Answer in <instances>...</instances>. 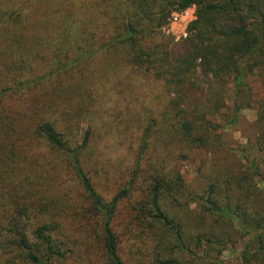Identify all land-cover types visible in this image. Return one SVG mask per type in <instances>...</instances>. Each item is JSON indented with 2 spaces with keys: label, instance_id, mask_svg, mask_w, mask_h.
<instances>
[{
  "label": "trees",
  "instance_id": "obj_1",
  "mask_svg": "<svg viewBox=\"0 0 264 264\" xmlns=\"http://www.w3.org/2000/svg\"><path fill=\"white\" fill-rule=\"evenodd\" d=\"M193 7L199 38L187 42L191 51H159L156 31ZM254 72L264 81V0H0V264H180L170 251L194 256L205 240L232 234L249 239L240 264H264L260 175L255 165L228 163L234 155L212 116L227 87L238 98ZM123 76L125 100L113 82ZM143 82L161 89L162 111L136 124L145 126L138 154L107 200L112 171L95 131L109 106L136 110ZM257 111L264 152V100ZM157 120L184 158L188 149L210 156L199 171L204 189H190L180 172L148 167ZM122 202L130 220L120 236Z\"/></svg>",
  "mask_w": 264,
  "mask_h": 264
},
{
  "label": "rangeland",
  "instance_id": "obj_2",
  "mask_svg": "<svg viewBox=\"0 0 264 264\" xmlns=\"http://www.w3.org/2000/svg\"><path fill=\"white\" fill-rule=\"evenodd\" d=\"M196 20L197 10L194 7L183 12L173 13L168 20V24L161 31H156L157 33L161 32L160 34L164 37L162 41L165 48L159 51H170L175 55L185 51L184 46L187 45L191 38H199L197 33L191 32V26ZM101 38V43L105 44L109 41L110 34L104 32ZM191 44L187 45L190 46V51ZM258 76L259 74L254 72V76L248 79L243 93L238 98L234 96L233 86L229 85L224 94V106L218 114L212 116L216 119L218 133L223 135L225 150L229 155H234V157L229 156L227 158L228 163L235 165L241 171H243L242 167L246 169L255 165L260 175L256 176L257 183L264 198V152L258 151V145H256V139L259 135L257 110L258 105L264 100V81L259 79ZM200 80L203 81L202 85L207 87L206 79L201 77ZM113 82L115 86L119 87V89H114V92L118 93L116 98L127 99L126 78L123 76ZM138 85L140 90H137L136 96L138 97L137 101L141 102L135 104L136 110L128 113V111L123 112L109 106L112 114L109 115L105 124L98 126L95 131V134H97L95 138L96 148L102 152L100 160L112 171L113 179L109 182L111 188L105 191L107 200H110L115 195L121 183L118 178L120 172H123L135 161L142 130L147 124L146 120L150 116V112L157 117L160 114L156 113L157 110L159 112L162 111L161 106L164 100L162 97H158L161 89L156 84L152 85L146 82H143L142 85L138 83ZM134 101L135 99L132 100V102ZM158 106L160 107L157 108ZM235 109H238L236 114L234 113ZM117 115L119 116L116 123L114 119ZM142 117L144 118L145 126L138 129L136 124L141 121ZM160 124L161 121L157 120L155 124L157 125L155 127L156 132L152 139L157 152L149 159L148 167L162 165L161 168L167 173L170 171L180 172L190 189L203 188L204 182L199 178V171L203 162L207 161L206 164L212 163L210 156L202 150L188 149V158H184L182 152L179 153L175 149V145L171 142V137L162 133V125L159 126ZM82 129V134H84L85 127L83 126ZM117 141L119 145L113 148L112 146L117 144ZM124 142L125 144L121 145ZM130 144L133 145L132 149L129 148ZM172 151L173 153H171ZM146 160H148V157ZM101 182L105 186L104 181L102 180ZM189 207L191 211L198 210L196 201H189ZM129 220L130 210L126 202H122L119 205L118 217L114 222V230L118 235H123ZM121 240H124L122 243L124 259L133 263L134 259L131 256V251L128 250L126 239ZM248 240V238L241 239L236 234H232L224 242L209 243L205 240L200 248L195 249L194 256L179 249L170 251V256L177 259L180 264H240L241 255ZM0 259L4 262V259Z\"/></svg>",
  "mask_w": 264,
  "mask_h": 264
}]
</instances>
